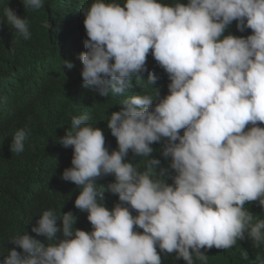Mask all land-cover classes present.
Here are the masks:
<instances>
[{
    "label": "clouds",
    "instance_id": "9594fccd",
    "mask_svg": "<svg viewBox=\"0 0 264 264\" xmlns=\"http://www.w3.org/2000/svg\"><path fill=\"white\" fill-rule=\"evenodd\" d=\"M22 4L39 10L45 0ZM81 12L82 86L122 96L147 72L154 91L128 96L111 113L107 128L118 146L111 153L88 113L72 117L59 139L73 150L61 179L79 188L74 207L87 213L92 231L74 228L71 211L50 208L32 228L47 245L24 231L9 241L22 252L8 251L2 264H163L161 254L173 253L185 264H208L215 252L201 249L227 253L246 236L264 244V219L249 211L253 202L264 209V0H94ZM3 17L15 35L31 39L28 19L8 3ZM233 21L252 34L224 35ZM149 54L170 81L163 98ZM29 134L18 129L10 151L23 153ZM155 143L170 158L171 184L167 169L157 172ZM129 152L144 158L142 167L126 160ZM107 176L114 182L106 188L97 183ZM105 192L118 196L111 210Z\"/></svg>",
    "mask_w": 264,
    "mask_h": 264
},
{
    "label": "trees",
    "instance_id": "16d2710c",
    "mask_svg": "<svg viewBox=\"0 0 264 264\" xmlns=\"http://www.w3.org/2000/svg\"><path fill=\"white\" fill-rule=\"evenodd\" d=\"M22 2L0 0V264L8 251L22 252L9 241L24 231L47 245L46 238L37 236L32 228L43 211L50 208L61 214L71 211L78 218L74 228L92 231L87 213L74 207L79 188L61 179L63 171L72 167L73 150L64 148L59 139L71 127L72 117L88 113L89 123L103 130L111 153L118 148L107 128L111 113L120 111V104L128 96L154 91L144 82L148 79L147 72L142 74L144 81L134 79L132 87L122 96L101 97L82 86V64L78 57L86 51L83 41L87 35L81 11L88 9L94 0H45V7L39 10H26ZM162 2L170 4L175 0ZM179 2L186 4L187 0ZM7 3L18 16L28 19L30 40L15 35L3 21V8ZM228 34L247 37L252 33L250 29L238 31L233 21L224 33ZM65 60L73 63L71 70L63 65ZM147 68L159 77L154 87L163 98L168 94L170 83L167 74L151 54L147 57ZM24 127L30 129L25 150L20 154L12 153V137ZM152 147L153 158L161 161L157 172L167 169L164 178L171 184L175 173L170 169V158L161 155L163 144L155 143ZM126 160L139 167L144 162L143 157H135L131 152ZM112 182L113 176L97 180L105 188ZM104 202L111 210L119 202L118 196L105 192ZM249 211L254 217L264 219V209L257 203L249 204ZM57 227L62 229L60 220ZM56 238L62 239V232H58ZM201 251L215 252L208 255V264H261L264 261V244L255 247L247 236L227 253H219L227 250L214 247ZM161 255L163 264H185L182 259H175V253Z\"/></svg>",
    "mask_w": 264,
    "mask_h": 264
}]
</instances>
